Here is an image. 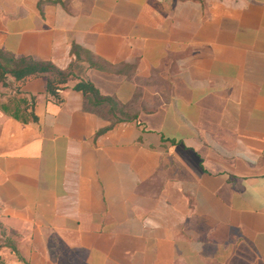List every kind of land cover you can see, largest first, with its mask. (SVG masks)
I'll return each instance as SVG.
<instances>
[{
	"label": "crops",
	"instance_id": "crops-1",
	"mask_svg": "<svg viewBox=\"0 0 264 264\" xmlns=\"http://www.w3.org/2000/svg\"><path fill=\"white\" fill-rule=\"evenodd\" d=\"M72 43L132 117L0 83L5 262L264 264V0H0V49L65 67Z\"/></svg>",
	"mask_w": 264,
	"mask_h": 264
},
{
	"label": "trees",
	"instance_id": "trees-1",
	"mask_svg": "<svg viewBox=\"0 0 264 264\" xmlns=\"http://www.w3.org/2000/svg\"><path fill=\"white\" fill-rule=\"evenodd\" d=\"M70 51L73 54L72 58L65 67H59L49 59H35L30 55L15 56L0 49V83L8 85L16 94L20 91V85L13 84V81L18 82L29 76L42 74L45 76L47 95L55 101H61L60 89L66 86L70 79H75L72 87L83 93L86 107L108 115L112 122L132 117L127 114L124 103H121L112 95L102 93L98 86L85 76L86 67L96 64L94 53L76 43L71 44ZM82 60H86L87 65L82 63ZM9 77H12V80ZM13 100L15 102L13 114L22 120H26L27 116L22 112L31 104L32 100L31 102L27 101L21 96ZM20 103H24V106L21 107ZM1 106L6 109L4 105ZM31 118L35 119L36 115L31 113ZM3 245L11 246L18 257L22 258L13 242L0 236V246ZM0 259L4 264H7L1 256V252Z\"/></svg>",
	"mask_w": 264,
	"mask_h": 264
},
{
	"label": "rangeland",
	"instance_id": "rangeland-1",
	"mask_svg": "<svg viewBox=\"0 0 264 264\" xmlns=\"http://www.w3.org/2000/svg\"><path fill=\"white\" fill-rule=\"evenodd\" d=\"M0 249H1V246H0ZM0 264H4V262H3V261H1V259H0Z\"/></svg>",
	"mask_w": 264,
	"mask_h": 264
}]
</instances>
